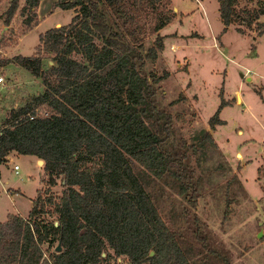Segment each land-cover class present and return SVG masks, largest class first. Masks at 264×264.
Returning a JSON list of instances; mask_svg holds the SVG:
<instances>
[{
	"label": "trees",
	"instance_id": "1",
	"mask_svg": "<svg viewBox=\"0 0 264 264\" xmlns=\"http://www.w3.org/2000/svg\"><path fill=\"white\" fill-rule=\"evenodd\" d=\"M40 1L24 0L20 8L27 30L38 24ZM160 1L57 0L55 8L74 10L70 22L40 34L32 55L0 57V67L14 63L43 86L5 117L0 164L12 152L32 155L43 160L48 185L60 180L62 186L60 195H37L27 217L10 214L0 223V264H104L108 248L130 264H196L193 249L181 245L184 235L159 213L151 186H171L185 201L186 217L197 224L200 178L190 158L215 143L208 130L191 143L178 136L173 117L157 101L167 74L150 65L164 48L160 29L174 18ZM243 1L251 0H218L222 32L239 18L236 6ZM18 7L19 0L9 1L5 25ZM241 12L243 22L264 35V9ZM42 54L51 61L47 68ZM226 104L222 98L208 120L210 129L224 124ZM43 215L54 216L57 224L41 226ZM195 228L202 255L197 264H228ZM51 236L60 249L44 256L42 246Z\"/></svg>",
	"mask_w": 264,
	"mask_h": 264
},
{
	"label": "rangeland",
	"instance_id": "2",
	"mask_svg": "<svg viewBox=\"0 0 264 264\" xmlns=\"http://www.w3.org/2000/svg\"><path fill=\"white\" fill-rule=\"evenodd\" d=\"M9 1L0 0L1 58L32 55L40 34L69 23L75 13L55 8L57 0H42L36 9L38 24L27 30L26 13L20 11L24 0H19L11 23L4 24ZM166 1L158 4L174 16L175 7L178 17L161 29L164 48L150 65L158 74H167L159 84L157 101L173 117L178 136L191 143L202 130H208L215 144L208 143L190 158L200 178L197 224L186 217L184 199L161 181L151 186L155 204L165 222L184 235L181 245L193 249L196 264L202 255L192 234L195 227L205 244L228 264H264V35L258 36L254 25L243 22L241 12L244 8L261 11L264 5L257 0L241 2L236 6L239 18L222 32L218 0ZM259 20H264V12ZM152 40L149 36L146 46ZM42 55L47 68L51 61ZM0 76L1 127L10 109L42 92L43 86L40 78L14 63L1 66ZM222 98L227 103L220 113L225 122L212 130L208 120ZM10 163L18 164L19 174L11 172L8 194L7 186H3L5 192L0 186V222L10 214L27 217L31 202L37 195L46 196L45 190L54 195L62 191L60 180L49 186L43 170L29 156L16 157ZM55 219L43 215L40 225L57 224ZM57 245V236H51L42 246L44 256ZM106 251L104 264H130L126 256L114 257L111 249ZM214 262L209 259L204 264Z\"/></svg>",
	"mask_w": 264,
	"mask_h": 264
},
{
	"label": "crops",
	"instance_id": "3",
	"mask_svg": "<svg viewBox=\"0 0 264 264\" xmlns=\"http://www.w3.org/2000/svg\"><path fill=\"white\" fill-rule=\"evenodd\" d=\"M174 10H176V13H175V16H174V18L175 17H178V13H177V9L174 7L173 8ZM217 11H218V8H217ZM219 14V13H218ZM220 19V18H219ZM169 24V23H168ZM223 25V24H222ZM165 27V26H164ZM162 29V28H161ZM161 29H160V32H161ZM174 46H178V45H174ZM238 101L240 102L241 101V99H240V97H239V95H238ZM19 156H22V154H19V153H17V152H12V153H10L9 155H8V157H7V161L6 162H4V163H1L0 164V186H1V189L2 190H4L3 189V186L4 185H6L7 186V193L6 194H8L9 193V191H10V188L12 187L11 185H10V182H9V177H10V174H11V172L14 174V175H18L19 174V169H18V172L16 173V171L14 170V168H13V166L16 164V163H13V165H11V161L12 160H14L16 157H19ZM27 156H29V158H31V160H33V163H34V166L35 167H37L40 171H42L43 169H42V167H38V164H41V163H39V159H37L36 157H34V156H32V155H27ZM18 165V164H17ZM41 166H43V164L41 165ZM44 172V171H43ZM44 174V173H43ZM44 176V175H43ZM4 192H5V190H4ZM31 205H32V202H31ZM30 209V208H29ZM29 209H28V211H29ZM27 211V212H28ZM1 223V222H0Z\"/></svg>",
	"mask_w": 264,
	"mask_h": 264
},
{
	"label": "built area",
	"instance_id": "4",
	"mask_svg": "<svg viewBox=\"0 0 264 264\" xmlns=\"http://www.w3.org/2000/svg\"><path fill=\"white\" fill-rule=\"evenodd\" d=\"M197 2H199L198 0H196ZM3 79H2V77L0 76V82L2 81ZM13 168H14V170L16 171V173L18 172V169H19V166L17 165V164H15L14 166H13Z\"/></svg>",
	"mask_w": 264,
	"mask_h": 264
},
{
	"label": "water",
	"instance_id": "5",
	"mask_svg": "<svg viewBox=\"0 0 264 264\" xmlns=\"http://www.w3.org/2000/svg\"><path fill=\"white\" fill-rule=\"evenodd\" d=\"M58 27V26H57ZM39 163H43V160L39 159ZM60 249V244L57 245V251ZM151 254H153V252H151Z\"/></svg>",
	"mask_w": 264,
	"mask_h": 264
}]
</instances>
